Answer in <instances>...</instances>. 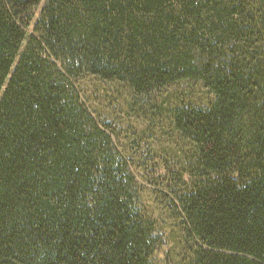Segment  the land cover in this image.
<instances>
[{
	"label": "trees",
	"instance_id": "trees-1",
	"mask_svg": "<svg viewBox=\"0 0 264 264\" xmlns=\"http://www.w3.org/2000/svg\"><path fill=\"white\" fill-rule=\"evenodd\" d=\"M89 76L167 129L187 264H264V0H0V264H155L156 161Z\"/></svg>",
	"mask_w": 264,
	"mask_h": 264
},
{
	"label": "rangeland",
	"instance_id": "rangeland-1",
	"mask_svg": "<svg viewBox=\"0 0 264 264\" xmlns=\"http://www.w3.org/2000/svg\"><path fill=\"white\" fill-rule=\"evenodd\" d=\"M81 85V92L88 104L91 101L101 114L104 113L113 123L118 122L116 123L117 127L129 128L127 134L122 131L121 138L124 143H130L133 139H136L138 144H140V149L142 150H138L136 153L139 162L147 164L156 161L150 170H144L147 180L142 179L138 173H135L142 187L140 191L141 204L147 213L156 220L158 223L157 227L164 233V243L157 246L153 255L154 263L187 264V248H189V245L186 244L183 237L182 218L173 206V194L169 185L172 183L171 176L162 170L159 172L158 166L163 165V160H159L157 159L159 156H155L168 155L174 149V143L168 142L169 136L165 134L167 129L161 125L158 132L156 130L152 136V129L149 130L148 121L141 125L134 116L127 115L128 109L125 103L127 98L125 96L120 97L119 100L116 99L114 104H109L108 100L106 104H103V97L106 94L104 88H109L110 84L97 80L95 76H89ZM115 115L117 118L120 115L124 118L120 122ZM131 129L136 130V133L138 131V138L129 134L132 132ZM154 135L155 141L153 142L151 137H154ZM152 156L155 157L154 160Z\"/></svg>",
	"mask_w": 264,
	"mask_h": 264
}]
</instances>
